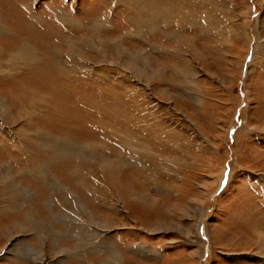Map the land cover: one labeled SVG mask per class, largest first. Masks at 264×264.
<instances>
[{
  "label": "rangeland",
  "instance_id": "rangeland-1",
  "mask_svg": "<svg viewBox=\"0 0 264 264\" xmlns=\"http://www.w3.org/2000/svg\"><path fill=\"white\" fill-rule=\"evenodd\" d=\"M263 43L264 0H0V264H264Z\"/></svg>",
  "mask_w": 264,
  "mask_h": 264
},
{
  "label": "bare ground",
  "instance_id": "bare-ground-1",
  "mask_svg": "<svg viewBox=\"0 0 264 264\" xmlns=\"http://www.w3.org/2000/svg\"><path fill=\"white\" fill-rule=\"evenodd\" d=\"M130 2V1H129ZM146 7V6H145ZM152 17V16H151ZM154 18V17H153ZM249 22V21H248ZM247 22V23H248ZM4 25V24H3ZM6 29V28H5ZM5 32V31H4ZM232 32V31H231ZM232 36H235L236 37V35H232ZM261 38V37H260ZM250 39V38H249ZM248 41V40H247ZM258 44V43H257ZM264 44V43H263ZM29 47H30V45H29ZM124 47V46H123ZM27 48V47H26ZM119 50H120V48H118ZM2 51V49L0 48V52ZM20 51H21V49H19V51H16V53H11L10 54V56H11V61L10 62H13L12 63V65L14 64H16V65H20L21 64V61H22V55H20ZM24 51H27L26 49H22V54H23V52ZM106 52V51H105ZM121 52V51H120ZM125 54V53H124ZM107 56V55H106ZM105 56V57H106ZM109 56V55H108ZM107 56V57H108ZM115 56V55H114ZM121 57V56H120ZM129 57V56H128ZM245 57V56H244ZM257 57V56H256ZM131 58H132V56H131ZM130 58V59H131ZM246 58V57H245ZM245 58H244V60H245ZM113 60V59H112ZM144 60V59H143ZM254 60H255V58H254ZM253 60V61H254ZM127 60H125L124 62H126ZM145 62V61H144ZM245 62V61H244ZM255 62V61H254ZM116 63V62H115ZM121 63V62H120ZM140 63V62H139ZM142 63V62H141ZM111 64H112V62H111ZM254 64V63H253ZM119 65V64H118ZM120 66H121V64H120ZM143 66V65H142ZM131 67V66H130ZM130 67H128V69L130 68ZM146 67V66H145ZM122 68H123V66H122ZM138 68V67H137ZM136 70H138V69H136ZM0 71H1V69H0ZM134 72V71H133ZM136 72V71H135ZM139 72V71H138ZM139 74V73H138ZM142 74V73H141ZM144 74V73H143ZM249 76V75H248ZM147 77V76H146ZM147 79V78H146ZM153 91V90H152ZM163 94H164V92H163ZM17 97V96H16ZM43 98V97H42ZM5 98H4V95L3 94H1L0 93V114L3 116V117H5V119H8V120H10V121H12V122H14V121H16V120H23V122H22V126L21 127H19V128H16L17 130H16V132L17 133H20L21 131H24L25 129H26V127L29 125V124H31L30 122H31V116H32V114L33 113H29V112H24L23 111V113H22V110L19 112V114L18 113H13L12 111H11V108H10V106H8V105H6L5 104ZM135 103H137V102H135ZM5 104V105H4ZM138 105V104H137ZM137 107V106H136ZM59 108H61V107H59ZM171 108V107H170ZM58 111V110H57ZM62 111V110H61ZM136 111V110H135ZM141 111V110H140ZM56 114V113H55ZM137 114V113H136ZM46 121V120H45ZM6 122V121H5ZM9 122V121H8ZM7 122V123H8ZM9 124V123H8ZM15 125V124H14ZM36 131L38 132L37 134H35L38 138H43L44 136V133L43 132H41V131H44V130H41L40 128H38V129H36ZM47 136H45V139H47L48 141H50V142H55V140H56V142H58L59 143V146H57L58 147V149L61 151V153L62 154H66V152H67V147L68 146H70L69 145V139H68V137L67 136H63V137H61V136H59V135H56V134H54V135H52V134H46ZM159 136V135H158ZM36 139V138H35ZM163 140V139H162ZM167 142V141H166ZM45 143V142H44ZM51 144V143H50ZM89 145V144H88ZM91 145V144H90ZM89 145V146H90ZM49 146V145H48ZM47 146V147H48ZM54 146H56V145H54ZM92 146V145H91ZM93 146H95L94 145V143H93ZM99 146V145H98ZM100 147V146H99ZM55 148V147H54ZM90 148V147H89ZM94 148V147H93ZM96 148H94V150H95ZM92 150V149H91ZM97 150V149H96ZM69 151V150H68ZM97 153V152H96ZM68 155V154H67ZM113 163V162H112ZM109 166V165H108ZM116 166V165H115ZM114 166V167H115ZM45 167V166H44ZM48 167V166H47ZM8 169H9V166L8 165H5L4 163H0V175H4V176H6V177H9L10 176V172L8 171ZM31 169H33V170H35L34 171V173H39L40 171L38 170V167L36 166V167H34V168H31ZM42 170H43V168H42ZM44 171V170H43ZM81 171H82V169H81ZM111 171H112V169H111ZM104 172V171H103ZM47 173V172H46ZM46 173H44V175L46 174ZM48 174V173H47ZM46 174V175H47ZM107 174V173H106ZM49 175H50V173H49ZM52 175V174H51ZM101 177V176H100ZM106 177H107V175H106ZM58 178V177H57ZM105 178V177H104ZM108 178V177H107ZM1 179V178H0ZM112 179V178H111ZM115 179V178H114ZM114 179H113V181H114ZM108 180H109V178H108ZM81 183V182H80ZM83 184V183H82ZM88 188V187H87ZM55 189H56V191H55ZM102 189V188H101ZM51 190H52V192H51V194H52V196H53V199H58V203L60 204V206H61V211L60 212H62V214L64 213L63 212V207L67 204L66 202H67V200L64 198V197H66L65 195H66V191H69L68 190V187L67 186H65L63 183H61L60 181H59V179H56V180H54V188H51ZM130 190V189H129ZM96 191V190H95ZM59 193V195H61V197L60 196H57V194ZM69 192H67V194H68ZM101 194V193H100ZM125 194V193H124ZM136 194H134L133 193V195H130L129 196V198H137V195L135 196ZM63 196V197H62ZM100 196V195H99ZM101 197V196H100ZM117 199V198H116ZM74 200L77 202L76 204H77V206L78 207H80L79 206V202L74 198ZM120 200V199H119ZM118 200V201H119ZM121 201V200H120ZM125 201H128V200H125ZM122 202V201H121ZM36 205V204H35ZM81 205V204H80ZM125 205H126V203H125ZM60 208V207H59ZM83 208V207H82ZM122 209V208H121ZM126 209V208H125ZM127 210V209H126ZM144 210V209H143ZM119 211H120V209H119ZM122 211V210H121ZM93 212L94 211H92V210H90L89 212H88V214H89V216L90 217H92V215H93ZM152 213V212H151ZM57 216H58V214H57ZM70 216H71V214H70ZM75 217V216H74ZM54 219V218H53ZM63 218L61 217V220H62ZM70 220V219H69ZM56 221V220H55ZM63 222L65 221V220H62ZM68 221V220H67ZM65 226V225H64ZM68 226V225H67ZM102 226V225H101ZM51 227V226H50ZM103 228H104V226H102ZM52 228V227H51ZM106 229V228H105ZM68 231V230H67ZM67 234H68V232H67ZM259 235H260V239H261V243H263L264 244V234L263 233H260L259 232ZM60 238V237H59ZM54 242V241H53ZM61 250V249H60ZM109 254L108 255H110V257H108L109 259L107 260V261H104V263H102V264H129V260L127 259L128 257H126V256H124L123 255V253L122 252H120V250L116 247V246H114V245H112L111 247H110V249H109ZM62 252V251H61ZM6 253V252H5Z\"/></svg>",
  "mask_w": 264,
  "mask_h": 264
}]
</instances>
